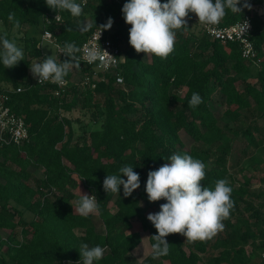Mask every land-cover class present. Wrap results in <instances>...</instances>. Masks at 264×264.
I'll use <instances>...</instances> for the list:
<instances>
[{"label":"trees","instance_id":"1","mask_svg":"<svg viewBox=\"0 0 264 264\" xmlns=\"http://www.w3.org/2000/svg\"><path fill=\"white\" fill-rule=\"evenodd\" d=\"M76 2L81 4L82 14L74 17L60 11L62 22L56 23V11L46 0H0V37L6 35L10 40L14 30L9 13H15L20 22L15 31L23 35V60L10 69L0 62V94L8 95L6 105L23 119L28 131V140L21 147L0 141V264H82L78 250L83 243L104 249L103 258L94 264H131V253L141 242L140 232L148 233L151 252L139 264H262L264 205L254 206L260 198L246 188L249 181L233 187L226 164L228 157H233V143L239 135L256 148L263 130L261 18L251 8H243L236 13L228 10L219 22L230 26L252 14L253 61L241 57L238 44L212 40L201 27L190 32L189 26L177 31L174 51L162 60L138 54L128 43L131 26L122 13L126 0ZM248 2L264 5V0ZM88 18L90 28L84 25ZM109 18L113 24L105 31L122 48L125 59L122 84L109 73L94 77L91 68L74 60L73 67L78 65L81 75L89 77L88 85L72 82L73 67L64 88L36 85L30 67L46 56L40 39L28 35L32 28L42 25L61 48L74 43L80 50ZM69 28L72 30L66 31ZM55 58L58 62L68 59L57 54ZM252 72L255 84L247 81ZM193 93L203 101L196 108L189 107ZM215 94L224 106L221 115L209 107ZM74 111L88 112L94 122L101 121L100 128L73 139L72 119L67 115ZM242 112L247 118L241 121ZM185 153L208 165L205 186L214 187L218 179L229 181L234 207L222 221L223 231L213 238L189 242L181 234H170L166 237L169 253L154 258L151 236L156 229L147 215L158 212L166 201H148L147 174L168 162L172 154ZM240 155L250 156L252 163L259 159L249 155L246 147ZM240 160L238 157L237 164ZM125 165L139 173L140 187L128 197L123 186L119 194L106 193V175H118ZM76 186L80 196L81 192L96 196L101 224L94 223L91 215L83 217L75 211V195L70 191ZM111 205L115 211L109 214ZM249 242L251 252L246 249Z\"/></svg>","mask_w":264,"mask_h":264},{"label":"clouds","instance_id":"2","mask_svg":"<svg viewBox=\"0 0 264 264\" xmlns=\"http://www.w3.org/2000/svg\"><path fill=\"white\" fill-rule=\"evenodd\" d=\"M46 4L54 11H67L78 17L83 8L76 0H46ZM242 5V6H241ZM243 8H251L248 0H126L122 7L123 19L130 25L128 43L139 54L154 55L159 59H167L174 51L177 31L188 27V17L195 14L198 21L207 25H217L230 10L242 12ZM56 18V17H55ZM9 21L14 22V30L20 28L15 13H9ZM113 20L101 25L104 30L112 27ZM88 28L91 25H87ZM72 29H66L71 31ZM0 62L5 69L15 67L23 60V50L14 40L7 36L0 37ZM68 59L58 62L53 56H46L42 62L33 64L30 71L38 83L50 81L57 85L66 83L65 77L73 67L75 53L79 48L74 43H65L61 49ZM95 59V56L92 57ZM78 66V65H77ZM202 98L193 93L189 107L196 108ZM168 162L147 174L145 191L149 202L166 201L160 204V210L149 213L147 219L156 229L151 236L154 258L169 253L166 239L170 234H181L187 241H206L223 231V219L229 218L234 207L231 199L233 191L227 179H218L214 187L205 186L208 165L199 158L189 154H172ZM134 167L125 165L119 174L106 175L103 189L106 193L119 194L123 186L125 197L140 187V176ZM126 177L127 179H123ZM81 191V190H80ZM71 205V204H70ZM75 211L87 217L99 211V203L95 195L81 192ZM82 264H94L103 258L104 249L100 246L89 247L87 243L79 248Z\"/></svg>","mask_w":264,"mask_h":264},{"label":"built area","instance_id":"3","mask_svg":"<svg viewBox=\"0 0 264 264\" xmlns=\"http://www.w3.org/2000/svg\"><path fill=\"white\" fill-rule=\"evenodd\" d=\"M82 4L86 0H81ZM251 10L259 16L264 24V5H252ZM56 17V18H55ZM252 14L246 15L241 21L236 22L230 26L207 25L202 23L201 28L204 34L212 40L220 41L221 43H236L239 45L241 57L244 60H255L256 52L251 41L252 32ZM53 20L56 23L62 22L60 11H57ZM46 24H49L48 19H45ZM42 39L50 41L55 47V53L60 57H66L62 54L61 47L56 43L52 33L44 28ZM95 56V59L92 57ZM75 61L78 64L87 66L94 71V77L97 73L103 75L110 74L115 78L117 84L123 83L121 76V65L125 62L122 48L112 40L110 32L103 29L94 31L90 37L84 42L79 50L78 55H75ZM89 77L82 75L81 84L88 85ZM55 84L50 81L38 83L36 78V85L45 86L47 84ZM67 81L63 85H57L58 88H64ZM95 86L92 84L91 88ZM22 89H18L17 92ZM9 100L8 95L0 94V141L3 144H11L16 147H21L28 140V131L22 118L16 116L11 112L6 105ZM264 229V226H263ZM260 260L264 264V248L260 253Z\"/></svg>","mask_w":264,"mask_h":264},{"label":"rangeland","instance_id":"4","mask_svg":"<svg viewBox=\"0 0 264 264\" xmlns=\"http://www.w3.org/2000/svg\"><path fill=\"white\" fill-rule=\"evenodd\" d=\"M88 23L89 21L86 19L84 22V25L87 26ZM201 25H202L201 22L198 23V25L194 26L193 30L198 31ZM43 31H44V26L39 25L37 29L32 28L29 31L28 35L29 36L34 35L38 39H40V48L42 50V53L45 56H50V55L54 56L56 52L55 47L53 43H51L50 41H46L42 39ZM22 36L23 35L21 33H18L17 31L13 30L11 33L10 40H14L17 46L21 48L22 47ZM72 72H73L72 82L74 84L80 83L81 77H82L80 73V69L77 66L73 67ZM247 81L251 84L256 83L255 72H252V75L248 77ZM209 107H210V110L217 113L218 115H221L224 112V106H223V103L220 101V97L218 94H215L213 96V101L212 103L209 104ZM241 114L242 116L240 120L241 119L244 120V118H247L245 117V114L243 112ZM67 116H69L72 119V125H73V131H74L73 139L85 137L90 131L98 130L100 128L101 121L94 122L91 119L88 112L86 113L85 111H74L73 113ZM261 123H263L262 125L264 126V121H262ZM237 125H239V129L244 128L241 124H237ZM233 126L234 124H230V127H233ZM257 144H258V147L255 148L253 145L247 142L242 135H239V137L235 139L233 143V157L232 158L228 157L226 164H227V167L230 169L229 174H231V176L234 178L233 180L235 182V185H238L241 182V180H244V178H248V180L251 182V185L254 187L253 191L255 192V194L256 195L261 194L258 203H261L264 205V186L258 182V180L264 176V127H263V131L260 134V139L257 140ZM244 147L247 148L249 155L257 156V158H259L257 163H252V161H250L249 159L250 156L246 158L240 155L241 149ZM238 157L239 158L241 157V160H240L241 163L237 164ZM73 189L75 190L70 191V192L71 194L74 193L75 195V199L72 202L75 204V207H76L77 202L80 198V195L77 192L79 190L77 186L73 187ZM255 204L257 203L255 202ZM114 211H115V208L111 205L109 209V214H112ZM91 216L93 217L94 223L101 224L102 217L99 216V214L94 213V214H91ZM27 220H29V217H27ZM135 228L138 229L139 224L136 225ZM19 231L20 229H18V232ZM141 236H142L141 244L139 248L133 252V256L135 260L131 262V264H138L142 262L151 252V248L145 247L148 235L146 233H143Z\"/></svg>","mask_w":264,"mask_h":264},{"label":"crops","instance_id":"5","mask_svg":"<svg viewBox=\"0 0 264 264\" xmlns=\"http://www.w3.org/2000/svg\"><path fill=\"white\" fill-rule=\"evenodd\" d=\"M88 21H89V23H90V19L88 18L87 19ZM85 22V21H84ZM89 23H88V25H89ZM198 23H200L199 21H198V18L195 16V14H192L191 15V17L188 19V26H189V31L190 32H197V31H194L193 29H194V26H196V25H198ZM192 30V31H191ZM56 56V53L54 54V57ZM241 116H242V114H241ZM247 117V116H246ZM245 119V118H244ZM246 121L249 123V121L250 120H247L246 119ZM262 121H264V120H261L260 121V125L262 126V128L264 127L262 124L263 123H261ZM261 131H263L262 129H261ZM228 173H230V172H228ZM231 175V174H230ZM232 177V176H231ZM232 179H234L233 177H232ZM245 179H247V180H245ZM247 181H249L248 180V178H244V180H241V182L238 184V185H235V182H234V180H233V187L235 188V189H237V188H239L244 182H247ZM258 182L260 183V184H262V183H264V176L261 178V179H259L258 180ZM263 186H264V184H262ZM262 186V187H263ZM247 189H249V190H251V191H253L254 189V187L251 185V182L249 181V185L246 187ZM256 195V194H255ZM257 195H259V198H260V196H261V194H257ZM254 197V196H253ZM255 204V203H254ZM263 204H261V203H257V204H255L254 206L255 207H258V206H262ZM263 210H264V208H263ZM244 213V212H243ZM245 214V216H248V214H246V213H244ZM143 233H145V232H140V236L143 234ZM147 235H148V233H146ZM141 240H142V236H141ZM259 239H257L255 242L256 243H259ZM148 243V244H147ZM140 244H141V242H140ZM140 244H139V246H140ZM139 246L134 250V251H136L138 248H139ZM150 245H149V242H148V236H147V242H146V245H145V247H147V248H150L149 247ZM246 249H247V251H249V252H251V251H253V247L250 245V242L248 243V245L246 246ZM133 251V252H134ZM133 252L131 253V258H132V261L131 262H133L134 260H135V258H134V256H133ZM150 254V253H149ZM148 254V255H149ZM201 256H203V255H201ZM258 261H259V258H258ZM143 262V261H142ZM141 263V262H140ZM139 264V263H138Z\"/></svg>","mask_w":264,"mask_h":264}]
</instances>
